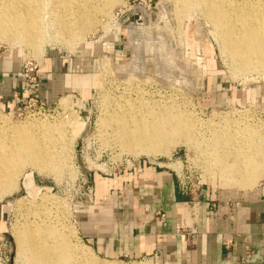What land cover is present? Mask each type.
<instances>
[{
	"label": "rangeland",
	"instance_id": "1",
	"mask_svg": "<svg viewBox=\"0 0 264 264\" xmlns=\"http://www.w3.org/2000/svg\"><path fill=\"white\" fill-rule=\"evenodd\" d=\"M17 1L11 8L13 11L24 8V0ZM123 1L118 0L109 7L96 1L91 6L98 7L101 13L91 15L82 29L77 27L79 37L73 38V33L69 32L60 36L62 43H56L50 31L33 44L14 39L13 45H9L8 39L0 38V58L16 61L26 91L25 96L9 108L0 102V117L10 125L58 123V137L65 141L61 152L65 163H54V170L44 173L24 167L16 187L0 196V244L4 245L1 264H21L16 260L11 237L12 230L21 224L55 226L53 229L68 237L71 246L80 251L76 255L78 262L74 264H86L81 258L83 250L96 259L122 264V259L99 256L82 241L78 218L109 203L112 195L106 189L102 191L100 183L114 179L125 181L144 167L173 175L175 171L184 188L196 194L202 189L242 193L257 186L243 190L234 184H225L219 176L218 165H207L208 160L201 153L202 145L200 148L190 145L191 148L180 141L170 144L166 152L154 155L122 150L114 144L113 129L100 124L104 111L114 108L111 100L131 101L130 105L142 101L174 106L197 119L195 122L201 123L198 124L206 135L210 130L222 128L229 133L240 123L241 127L254 124L264 128V68L233 74L211 37V24L199 9L186 8L188 11L184 12L185 9L172 0H151L156 9H151L149 14H136L142 20L136 22L131 13L138 11L137 7L120 18L115 16L123 9ZM243 1L230 0L229 3L241 5ZM3 2L6 0H0V4ZM79 4L80 9L86 8L82 1ZM84 47L103 54L96 63L97 84L86 94L81 90L64 93L50 105L39 101L36 89L45 80L44 60L51 51L67 56ZM106 67H109L108 73ZM72 116L75 120L70 122ZM133 117L125 121L131 123ZM27 175L31 178L29 186L25 184Z\"/></svg>",
	"mask_w": 264,
	"mask_h": 264
},
{
	"label": "bare ground",
	"instance_id": "2",
	"mask_svg": "<svg viewBox=\"0 0 264 264\" xmlns=\"http://www.w3.org/2000/svg\"><path fill=\"white\" fill-rule=\"evenodd\" d=\"M80 1L85 3V9H80ZM96 1L99 3L102 1L101 3L109 7L118 0H24V8L18 11L11 9L17 0H6L0 4V38L8 39L9 45H13L11 42L14 39L20 43L33 44L49 31L53 33L56 43H62L60 36L63 37L66 32L73 33L72 37L77 38L79 37L77 27L82 29L85 22L91 19V15L100 12L98 7L91 6ZM172 1L176 2V5L179 3L177 6L183 7L184 12L194 8L200 10L202 16L212 26L210 34L218 47L219 55L227 61V66L233 74L264 68V0H244L241 5L233 2L231 4L230 0ZM157 7L159 10L160 6ZM111 102L114 108L106 113L104 111L100 124L110 125L108 128L113 129L114 140L111 139L122 150L160 154L166 152L170 144L172 146L180 141L187 144V147L195 144L198 147L194 148H200L202 145L201 153L204 159L208 160L207 165L212 166L211 163L218 165L219 176L225 184H234L246 190L263 180L264 128L254 124L241 127L239 122L236 129L231 132L229 130V133L228 129L222 128L217 131L207 130L210 133L206 135V131L204 133L199 125L201 123L195 122L197 119L194 120L190 113L178 110L174 106L150 101V103L141 101L139 102L141 104L134 105H130L131 101L126 100ZM128 117H133L131 123L125 121ZM74 120L72 116L70 122ZM58 130V123L10 125L6 119L0 117V196L10 193L16 187L24 167L30 166L36 172L44 173L53 171L54 163H65L61 155L65 141L64 138L61 140V136L58 137L60 133ZM26 179L25 184L29 186L30 175H27ZM24 225L15 226L11 234L15 244L16 260L21 264L78 262H76L78 249L76 251V247L71 246L73 244H70L68 237L53 229L55 226ZM81 253H83L81 258L86 264L113 263L96 259L85 250Z\"/></svg>",
	"mask_w": 264,
	"mask_h": 264
},
{
	"label": "crops",
	"instance_id": "3",
	"mask_svg": "<svg viewBox=\"0 0 264 264\" xmlns=\"http://www.w3.org/2000/svg\"><path fill=\"white\" fill-rule=\"evenodd\" d=\"M102 55L89 47L67 56L51 51L44 60L45 80L36 89L39 101L50 105L72 90L86 94L98 82ZM24 88L16 61L0 58L2 105L13 106L25 96ZM126 178L100 183L112 195L109 203L78 218L82 241L99 256L138 260L156 254L161 264H264V179L242 193L202 189L189 197L181 195L168 171L144 167Z\"/></svg>",
	"mask_w": 264,
	"mask_h": 264
},
{
	"label": "built area",
	"instance_id": "4",
	"mask_svg": "<svg viewBox=\"0 0 264 264\" xmlns=\"http://www.w3.org/2000/svg\"><path fill=\"white\" fill-rule=\"evenodd\" d=\"M123 5L121 6L123 9L120 10L118 13L115 14L116 17H121L122 14L128 12L131 10V8L133 7H137L136 11L134 10L131 13L132 15H136V14H140L142 13H146L149 14L151 12V9H156V4L152 6L151 0H148L147 2L145 0H124L123 1ZM29 102H32V100L30 99ZM174 176L178 182V190L181 193V195L184 196H189V197H194L196 196V193H194V190H187L184 188V185L181 184L180 180H179V176L177 175V173L174 171ZM182 185V186H181ZM4 250V245L0 244V253ZM247 254H250V252H248ZM133 261L134 262H139V263H144V264H161L158 255L153 254L151 256L148 257H142L138 260H131L129 259L127 256L123 257L122 260L120 261V263L122 264H131L130 262ZM2 263L1 261V257H0V264Z\"/></svg>",
	"mask_w": 264,
	"mask_h": 264
},
{
	"label": "water",
	"instance_id": "5",
	"mask_svg": "<svg viewBox=\"0 0 264 264\" xmlns=\"http://www.w3.org/2000/svg\"><path fill=\"white\" fill-rule=\"evenodd\" d=\"M132 20H135L136 22H142L140 15L133 16ZM6 237L8 238L9 236H6ZM11 258H12V255H11Z\"/></svg>",
	"mask_w": 264,
	"mask_h": 264
}]
</instances>
